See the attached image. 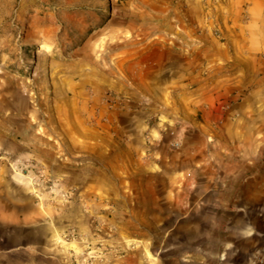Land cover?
<instances>
[{"label": "rangeland", "instance_id": "obj_1", "mask_svg": "<svg viewBox=\"0 0 264 264\" xmlns=\"http://www.w3.org/2000/svg\"><path fill=\"white\" fill-rule=\"evenodd\" d=\"M106 2L0 0V264H264L243 122L193 103L220 0Z\"/></svg>", "mask_w": 264, "mask_h": 264}, {"label": "crops", "instance_id": "obj_2", "mask_svg": "<svg viewBox=\"0 0 264 264\" xmlns=\"http://www.w3.org/2000/svg\"><path fill=\"white\" fill-rule=\"evenodd\" d=\"M219 4L225 49L218 59L205 62L206 75L193 87V103L205 108L209 121L213 108L233 101L228 114L243 122L244 127L234 131L238 147L246 153L240 159L256 171L241 178L244 203L238 213L249 219L250 230L243 231L253 234V245L264 256V0H220ZM213 67L220 70L217 77ZM12 216L10 209L0 206V225H7Z\"/></svg>", "mask_w": 264, "mask_h": 264}, {"label": "bare ground", "instance_id": "obj_3", "mask_svg": "<svg viewBox=\"0 0 264 264\" xmlns=\"http://www.w3.org/2000/svg\"><path fill=\"white\" fill-rule=\"evenodd\" d=\"M106 6H107V2L106 0H100V3L98 4V8L102 11V12H106ZM45 44L41 45V48H44ZM30 62V61H29Z\"/></svg>", "mask_w": 264, "mask_h": 264}]
</instances>
